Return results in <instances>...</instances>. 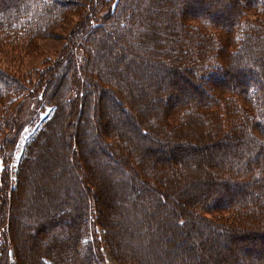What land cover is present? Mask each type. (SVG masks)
<instances>
[{"label": "trees", "instance_id": "1", "mask_svg": "<svg viewBox=\"0 0 264 264\" xmlns=\"http://www.w3.org/2000/svg\"><path fill=\"white\" fill-rule=\"evenodd\" d=\"M83 2L87 5L81 9ZM190 4L197 7L201 2L1 0L0 54L19 60L22 53L36 48V40L57 36L74 16L78 19L72 34L86 27L100 32L106 22L113 21L115 31L109 35L118 45L104 47L94 37L86 40L70 34L72 50H63L56 59L45 55L36 72L33 69L28 74L0 64V264L22 263L20 251L25 240H21L20 232L15 236L13 230L16 232L17 221L25 218L41 223V210L35 212V207L49 213L67 210L65 223L42 232L46 246L41 254H35L37 264H66L61 250L67 246L72 254L78 253L84 264H106L98 228L103 230L106 248L116 264H264V79L253 80L250 75V81L245 80L237 75L239 62H227L240 54L249 57L256 42L264 51V0H248L245 9L229 12L228 24L196 14L180 20L176 16L178 8ZM142 5H146L145 13L140 11ZM180 28L182 33L177 36L174 29ZM105 39L109 40L107 34ZM82 40L96 42L101 53H82ZM232 47L239 50L233 51ZM76 49H81L82 54H77ZM77 55L81 64L76 62ZM96 55L101 59H96ZM106 55L114 58L101 65L100 83L110 84V88H97L102 100L95 104L81 82L93 86L89 75L97 68L96 61L103 62ZM256 62L250 64L264 78V58L256 57ZM246 69L251 74V67ZM196 70L212 76V89L218 97L208 99L197 91V99H181V84L184 81L193 85ZM184 72L191 74L190 81ZM32 76L37 78L35 86L30 85ZM229 80L235 84L226 85ZM166 84H171L175 92L162 94V88L169 86ZM34 87H38L39 94L38 117L47 107L50 113L26 143L14 176L16 142L9 137V129L16 119L11 109L19 107ZM191 88L194 90V86ZM94 107L96 122H82L73 131L63 130L77 120L82 109L87 117ZM106 107L118 109L114 116L110 114L113 119L109 117V121L102 117ZM150 116L157 120L155 124L159 123L152 130L147 123L140 124L146 117L150 122ZM113 126L115 131L110 132ZM157 133L161 142L182 145L164 150L154 142ZM100 134L109 138L101 140ZM123 143L129 144L130 157L119 153ZM205 147L215 149L211 150L215 153L209 156L206 150L204 157L198 148ZM111 148L118 152L113 154ZM93 150H97V155L93 156ZM98 154L106 168L119 172L117 182L123 195L135 198V204H126L133 222L129 229L132 237L126 231L122 240L119 234L125 227L120 231L117 223L107 219V208L113 209L121 202L105 187L98 189L106 179L98 171ZM80 155L82 161L75 163ZM126 162L133 166L129 169V165L124 166ZM33 168L37 169L32 176L34 185L25 174ZM159 168L162 173L155 178L151 173ZM174 172L181 174L183 180L172 182L164 177ZM142 174L143 192L128 181L132 176L137 182ZM40 178L63 181L53 190L47 189L48 197L37 189L43 182ZM82 178L87 187L79 183ZM69 187L74 191L67 190ZM93 192H97L95 198ZM29 193L40 206L22 205ZM175 194L182 196V203L174 200ZM96 201L102 206L100 211ZM198 234L203 236L196 242L203 246L202 254H197L195 240H190ZM247 252L252 256H246Z\"/></svg>", "mask_w": 264, "mask_h": 264}, {"label": "rangeland", "instance_id": "2", "mask_svg": "<svg viewBox=\"0 0 264 264\" xmlns=\"http://www.w3.org/2000/svg\"><path fill=\"white\" fill-rule=\"evenodd\" d=\"M194 1H197V2H201V4H199L197 7L196 5L194 4H190L189 6H186V7H179L178 9V12L176 16L180 17L179 19L181 20L183 17H191V15H203V16H206L207 19H209V21H220L221 23L223 24H228L229 22V12L231 11H234L236 8L239 9V10H243L246 8L248 4V0H194ZM1 2V0H0ZM87 2H83L81 3V9H84L86 7H84V5H87L86 4ZM78 4V3H77ZM91 4V3H90ZM145 6L146 5H142V9H140L141 12L145 13L144 12V9H145ZM88 8V7H87ZM92 16H94V14H92ZM250 16H254L253 14H250ZM78 19V16H74L71 18V21L66 24V26H64L63 28H61L59 31H58V34H56L57 36L55 37H49V38H43V39H38L36 40V48L31 50L30 52H25V53H22V56H20L19 60L17 59H14V58H11L10 56L8 55H4V54H0V57H1V60H0V64L1 66L5 67V68H8L9 67H15L17 69H20L21 72H25V73H28L29 74V70H33L34 69V72L35 69H37L38 67H41V61L44 59V56L45 55H49V56H52L53 59H56L57 57L60 56L61 53H63V50H66L68 52V50L70 49L71 47V50H72V43L70 42V39L71 37L69 36L72 29H73V25H74V22ZM194 19H188V21H193ZM105 28H102V30L99 32L98 30H94L92 28H89V27H86L85 30H83L82 32H77L76 33H73L72 34V38H73V35L76 37V36H80V37H85L86 40H88L89 38H93L94 39L96 38V41L97 40H101L102 41V44L104 47L106 46H111L113 44H115L117 47L118 44L115 43L114 41V36L111 34L109 35V33L115 29L113 28L114 24H113V21L112 22H106L105 23ZM109 27V29H108ZM111 29V30H110ZM182 28L180 29H174V32L177 34V36L181 35V30ZM179 30V31H178ZM102 34V35H101ZM106 34L109 36V40H103L104 36L106 38ZM70 38H69V37ZM111 37V38H110ZM171 37V36H169ZM178 38V37H177ZM84 42V47L82 49V53L84 50H88L90 51L91 53V56L97 51V53H101L100 51H98V45L95 44L96 42H89L87 43L86 41H83ZM260 44V42H256L252 48L250 49V52H249V57L248 56H243L240 54L239 57H235L233 56L232 58H230V60L228 59L227 62L232 64L235 62H239L237 64V75H239L240 77L241 76H244L243 78L245 80H247L248 78H250V75L253 77V78H250V79H255L256 80H259V81H263V77L260 76V74L258 73L257 71V67L254 65L252 66L250 64V62L252 63H255L257 64L256 62V57H258V59H263L264 57V51H263V47H259L258 45ZM71 45V46H70ZM126 46H128L127 43H125ZM63 46H65L63 48ZM80 46H83L82 44H80ZM120 48L118 47L117 50H119ZM77 50V54H82L81 53V49H76ZM233 51H238L239 48H236L234 49L232 47ZM256 50H260V51H256ZM115 52H117L116 50H114ZM128 52V51H127ZM137 52H139L137 50ZM259 53H263L262 55H260ZM261 56V57H260ZM96 59L100 60L101 58L100 55H96L95 56ZM114 56H111V55H106L103 62H99V61H96V64H97V68L94 69V71L89 75V82L91 83L90 85H93V86H89L88 83H84V82H81V86L84 87V91L85 90H88L89 91V95L91 97V99H93L95 101V104H98L101 102L102 100V95L100 93H98V87L101 89V88H108L106 87V85L109 86L110 88V84H103V83H100V81L102 80L100 78V72H101V65L103 63L105 64H108V63H111L112 60H113ZM255 60V61H254ZM76 62L81 64V62L78 60V55H77V59H76ZM76 63V64H77ZM186 63V62H184ZM9 66V67H8ZM56 66V64H54V67ZM78 66V65H77ZM81 67V65H79ZM58 67V66H57ZM248 67H251V74L249 72H247V69ZM59 69V68H58ZM57 69V71H58ZM196 69V67H195ZM196 75H197V79L195 78V81L193 83V85H187L184 81L181 85L184 86V91L181 92V99L182 100H185L188 102V99H197L199 96H200V93L197 92V91H200L202 93V95L206 96L208 99L211 98L212 96L218 97V93L212 89V81H211V77L212 76H207V75H202L198 72V70L195 71ZM60 74V73H58ZM184 74V75H183ZM182 75L185 77L186 76V79H187V82L188 80L190 81V78H191V74L190 73H187V72H184ZM33 75V74H32ZM209 75V74H208ZM33 77V78H32ZM30 77L32 80H31V84L30 85H37V83H35V81H37V78L36 76H32ZM225 78V76H224ZM250 79H248L250 81ZM214 81V80H213ZM68 82V80L66 81ZM102 82V81H101ZM228 84H235L234 81H230L228 83H226V85ZM165 85V84H164ZM166 85H169L168 87H164V89L162 88V94H169V93H174L175 92V89L173 86H170L171 84H166ZM105 86V87H104ZM191 86H194V90L191 88ZM115 87V85H112V88ZM35 90H33L32 92H30V95L28 96H25L21 101V104L19 105V107H15L13 109H11V113L14 114L15 116V122L12 123V126L11 128L9 129V137L11 138L12 141H15L16 142V148H14V161L12 162V169L14 168V176H15V170L17 168V165L19 163V161L21 160V157L23 155V152H24V149H25V146H26V143L29 141V139L33 136V134L35 133V131L37 130V128L39 127V125L41 124V120L45 117H47L50 113V109L47 107L45 109V111L43 112L42 116L41 117H38L39 116V109L37 108L38 104V93H37V90H38V87H34ZM214 91V92H213ZM164 96V95H163ZM169 98L166 99V103L169 102ZM206 98V99H207ZM123 100V99H121ZM186 102V103H187ZM180 101H178L177 104H179ZM82 104H84V102L82 101ZM85 107V105L83 106ZM118 113V109L117 108H108L106 107L103 112H102V117H105L107 121H109V117L113 119L112 116H110V114H112L113 116L115 114ZM152 117V119H151ZM122 120H123V117L121 116ZM98 119V114H97V111H96V107H94L93 111H92V115H89L86 117V114H85V109H82V111L78 114V118L76 121H74V123L72 124H68L66 125V128L63 129L65 131H69V130H75L76 128H79L80 124L82 122L84 123H90V122H96V120ZM148 117L144 118L143 120V123L142 121H140V124H145L147 123L148 127L150 128V130L156 128L159 126V123L155 124L156 123V119L155 117L153 116H150V122L149 120H147ZM152 121V122H151ZM108 123V122H107ZM109 125V123H108ZM158 125V126H156ZM146 127V125H145ZM115 126L111 127V130L110 132L112 131H115ZM198 130H200V128H198ZM16 135V136H15ZM15 136V137H14ZM119 136V139L121 140L122 137L120 135ZM160 135L157 133L156 135V138L154 140V142L158 143V145H161V147L164 149V150H171L173 147H176L175 144H180V143H176L175 141H171V142H165V141H162L161 142V138H157L159 137ZM100 139L101 140H104L106 139L107 137L109 138V136L107 137H104V135L100 134L99 135ZM116 137V136H115ZM166 143V144H164ZM124 146H122V152H119L122 154L121 157H126V153L127 155H129L130 157V153H129V149H130V146L128 143H123ZM182 145V144H180ZM185 149V148H183ZM197 149H195L196 151ZM206 150L207 148H198V152H200L201 154L204 155V157H206ZM211 150H215V149H208L207 152L209 153V156H211L213 153H215V151H213V153H211ZM113 154H116V149H113L111 148L110 150ZM93 156L97 155V150H93ZM97 152V153H96ZM118 152V151H117ZM129 153V154H128ZM91 154V153H90ZM46 155V154H45ZM49 156H52V153H49ZM92 154H91V157H93ZM100 157L102 158V155L100 156V154H98V157H97V160H98V164H99V167H98V171L100 173H103L102 175L106 178L104 180V182H102V186H100L101 188H98L99 190L101 189L102 191V187H105V189H107L109 192H112L113 195H115V197L118 199L119 202H121V204H115V207L113 209H108L106 210L107 212V215H108V220H112V222L114 223H117L116 226L119 228V230L123 227L125 231H121L120 232V238L123 240L126 236V231L129 232V236L132 237V234L130 233V226L132 225V220H130V214L128 213L127 211V208L128 206L126 204H135V198L134 196H129V198H126L124 195H123V192L120 191L119 188H122L120 186V183L117 182L119 181V178L121 177L119 172L116 170L115 172L113 171H110L109 168H106V166H104V161L103 159L101 160ZM78 160H81L82 161V155L78 156V159L76 160L75 159V163L76 161L78 162ZM86 161V160H85ZM204 164L206 166V160L204 158ZM86 164V163H85ZM129 165V169H130V166L132 165L133 166V163L132 162H126L124 164V166H128ZM76 166V164H75ZM75 166H73L72 168L75 170ZM212 166V165H210ZM0 167H1V161H0ZM50 170L53 174L54 171H52V166L50 167ZM30 171V170H29ZM29 171H25V174L28 173V177L30 178L29 181L31 182L32 181V184L34 183L33 180H32V176L34 175V173L36 174L37 172V169L36 168H33L31 170V172ZM162 173V169L159 168L158 170L152 172L151 174L157 178V177H160ZM165 173V172H164ZM163 173V175H164ZM64 174H66V170L64 171ZM64 174L62 175V177H64ZM183 174V173H182ZM164 177L166 178H169L172 182H180L182 181L183 177L181 174H176V172H174L173 174L170 173V176L168 175H164ZM42 179V178H40ZM83 179V178H82ZM136 180V178H134ZM133 179V177L131 176L128 181L130 182V184H134L137 186V188L140 187V191L143 192L145 189L141 188V187H144V185H141V180H144L145 179V175L142 174V177L140 179L137 178V182ZM43 182L40 181V183L38 184V188L39 190H41L40 192H43L44 195H47L48 197L50 196V193H48L49 191L47 190L49 188V190H53V188H55L57 185L60 186L61 183H62V178H56V179H46L44 181V179H42ZM53 181V182H52ZM52 182V183H50ZM80 184H84L85 187H87L86 185V182H85V179L83 180H80L79 181ZM32 184L31 186H29L30 189H32ZM34 185V184H33ZM73 187H75V191H76V184L74 183ZM72 188V187H71ZM71 188L69 187L67 190H71ZM66 190V188H64V191ZM72 190L74 191V189L72 188ZM32 191V190H30ZM100 192V191H99ZM90 190H88V194H90ZM93 196L92 197H96V193L97 192H93ZM102 194V192H101ZM138 197V196H137ZM143 197L144 196V193H143ZM182 196H180V194H175V198L174 200H178V202L182 203V199H181ZM32 198L33 197H30V193L27 195V198H25V203L22 201V205H29L31 208L34 206H40V204H37L35 201H32ZM113 199H114V196H113ZM166 199H168V197L166 196ZM22 200V199H21ZM152 206H154V204H152ZM36 208V211L35 212H38L41 210V215L43 217L41 223H36L35 221L36 220H30L29 218H25L23 220H20V221H17L18 225L17 227V230L16 232L13 230V233L14 235L16 236L19 232L21 233V240L24 239L25 240V246L22 248L23 250L20 251V253L22 254V257L23 259H21L22 263L21 264H37V262H34L35 261V254H41V252L44 250V247L46 246L45 243H44V239L45 237H41L42 235V232H46L44 231L46 228L47 230L51 227H56L58 225H60L61 222L65 223V218L66 216L65 215V211H60L58 213H49V211H46L44 212L43 209H41L40 207H35ZM96 208L98 209V211H100L102 209V206L99 204V202L96 201ZM35 210V209H34ZM23 211V208L19 209V212L21 213ZM28 215H30V213H27ZM118 214V215H117ZM37 215V214H36ZM119 216V217H118ZM37 218V216H35ZM128 220H127V219ZM120 222H124V223H121L122 225H120ZM108 222V221H107ZM165 223V220L162 221V223ZM14 224V222H12V225ZM168 227V226H167ZM98 231V235L99 237L102 239V241H100V248L101 250L103 251L102 255L104 256V261L106 264H116V261L113 260V258L111 257V254H109L107 248H106V245H105V242H104V239H103V230H101V228L97 229ZM172 232V231H171ZM43 233V234H44ZM206 238V236H204ZM208 237H211V236H208L207 235V238ZM203 239V236L202 235H197L195 236L194 239H190V240H195L194 241V248L197 250V254H202V252L204 251L203 249V246L201 244H196L197 240H202ZM154 243V242H153ZM155 246V245H153ZM128 247V245L126 246V248ZM157 247V246H156ZM163 250V249H162ZM165 250H168V249H165ZM61 253L63 254V257L66 258V264H84L82 261H79V256H78V253H73L72 254V251L70 250V246H67V247H64L62 250H61ZM246 256H252L251 253H248L246 254ZM244 257V256H243ZM90 264V263H88Z\"/></svg>", "mask_w": 264, "mask_h": 264}]
</instances>
